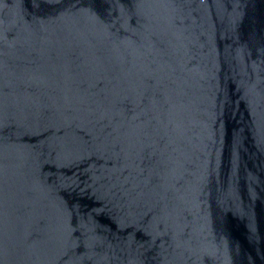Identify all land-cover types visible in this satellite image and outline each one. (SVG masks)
Returning a JSON list of instances; mask_svg holds the SVG:
<instances>
[{
    "label": "water",
    "instance_id": "water-1",
    "mask_svg": "<svg viewBox=\"0 0 264 264\" xmlns=\"http://www.w3.org/2000/svg\"><path fill=\"white\" fill-rule=\"evenodd\" d=\"M0 264H264V0H0Z\"/></svg>",
    "mask_w": 264,
    "mask_h": 264
}]
</instances>
